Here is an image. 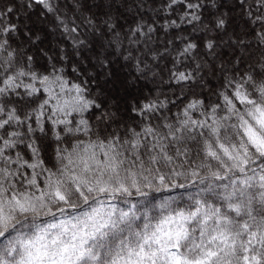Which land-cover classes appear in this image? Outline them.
Masks as SVG:
<instances>
[{
  "label": "snow or ice",
  "instance_id": "obj_1",
  "mask_svg": "<svg viewBox=\"0 0 264 264\" xmlns=\"http://www.w3.org/2000/svg\"><path fill=\"white\" fill-rule=\"evenodd\" d=\"M236 5L243 34L220 0H0V264H264V0ZM165 57L174 99L140 86Z\"/></svg>",
  "mask_w": 264,
  "mask_h": 264
},
{
  "label": "trees",
  "instance_id": "obj_2",
  "mask_svg": "<svg viewBox=\"0 0 264 264\" xmlns=\"http://www.w3.org/2000/svg\"><path fill=\"white\" fill-rule=\"evenodd\" d=\"M128 3H132V0H127ZM249 2H251V0H249ZM220 3L223 5L222 8H220L221 11L223 12H228L230 13V15L234 18L233 24L231 25V28L233 30H235L236 32L243 34L244 32L248 31L249 25L246 23V17H244L242 15V11L239 7H237L236 5V0H220ZM151 6V3H150ZM120 14H122V17L126 18L128 23H131L132 20L135 18L134 15L128 16L125 13L122 12V10H118ZM33 12H35V9L33 10ZM134 13H135V9H134ZM133 13V14H134ZM148 15H151V12L146 11V16L145 18H147ZM37 17L35 15H32V20L36 21ZM122 23L124 22V19L122 18ZM194 37H200L201 39L204 38V34L202 32L199 33H193L192 34ZM51 39H55L54 37H50ZM159 39L161 42H163L166 37L161 33L159 36ZM218 51H223L229 55H231L232 50L230 48H223V49H218ZM204 59V58H201ZM171 67V62H170V58L165 57L164 59L160 60L157 62V66L155 68L156 72L158 73V78L157 80L153 83L151 81H142L140 86H143L145 83H147V88H145V91L147 92V90L149 88H156V87H160L161 92L163 93V95L161 96V98L163 99V96H167L169 99H174V93L175 92H179L180 89L175 86V85H169L167 83L169 77H168V69ZM127 69L126 72L127 73ZM124 72H122L121 74H125ZM163 81V83H162ZM213 83H215L214 79H213ZM171 89V90H169ZM185 91H187V89H185ZM197 92L200 91L199 88L196 89ZM179 103L177 104V107H172L170 105V107H172V112H176L177 108L179 107ZM54 147V145H53ZM52 152V148H49V155H51ZM156 196H159V193L155 194Z\"/></svg>",
  "mask_w": 264,
  "mask_h": 264
},
{
  "label": "rangeland",
  "instance_id": "obj_3",
  "mask_svg": "<svg viewBox=\"0 0 264 264\" xmlns=\"http://www.w3.org/2000/svg\"><path fill=\"white\" fill-rule=\"evenodd\" d=\"M128 4H129V6H131L132 3H128ZM119 10H122V12L125 13L126 15H128V16H131V15H133V13H134V8L132 9V12H131V13L128 12L127 9H125L124 7H120ZM37 26H40V25L38 24ZM52 38H53V37H52ZM51 41H52L53 43H55V39H51ZM123 72L125 73V72H126V69H124ZM125 74H126V73H125Z\"/></svg>",
  "mask_w": 264,
  "mask_h": 264
}]
</instances>
